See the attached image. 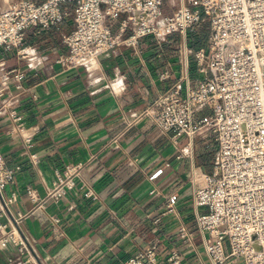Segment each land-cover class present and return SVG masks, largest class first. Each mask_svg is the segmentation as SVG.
<instances>
[{
  "label": "crops",
  "instance_id": "obj_1",
  "mask_svg": "<svg viewBox=\"0 0 264 264\" xmlns=\"http://www.w3.org/2000/svg\"><path fill=\"white\" fill-rule=\"evenodd\" d=\"M16 1L0 0V12ZM72 30L68 22L61 31L29 29L32 60L0 50L5 69L25 76L17 83L13 74L0 99L9 107L0 114V149L10 167L21 168L6 189V196H17L12 215H28L21 232L40 264H125L154 243L160 245L161 264L172 249H180L190 264H200L192 245L180 240L179 228L185 224L197 235L191 178L195 170L210 172L216 153L211 161L196 144L194 159L189 151L178 158L186 137L176 144L173 133L161 131L143 113L185 74V41L194 51L207 50L209 35L191 33L185 40L176 34L164 41L148 37L141 40L138 54L117 48L85 67L66 70L56 61L67 53L63 36ZM189 74L194 87L205 79L195 60ZM11 108L24 118L39 166L31 163L22 137L11 132ZM76 163H88L76 187L59 200L49 198L56 173ZM159 170L162 174L151 180ZM84 183L98 199L85 196ZM28 188L44 201L43 207L31 202ZM172 193L181 195L179 219L156 222ZM9 258L15 264L24 259L12 247L0 252V264H10Z\"/></svg>",
  "mask_w": 264,
  "mask_h": 264
},
{
  "label": "built area",
  "instance_id": "obj_2",
  "mask_svg": "<svg viewBox=\"0 0 264 264\" xmlns=\"http://www.w3.org/2000/svg\"><path fill=\"white\" fill-rule=\"evenodd\" d=\"M167 0H18L0 12V50L32 60L27 44L29 29L61 31L73 16V30L63 36L66 54L57 63L70 70L85 67L117 48L138 54L140 42L154 37L164 41L172 35L185 38L209 24L208 49L194 51L187 42L181 52L185 74L168 90L159 93L144 111L163 132L173 133L187 144L178 158L195 157V139L211 132L217 148L210 172L195 170L191 178L192 206L197 235L185 224L180 240L194 248L200 264H264V0H178L175 10L166 14ZM195 60L205 79L194 87L189 74ZM17 83L24 73L5 69L0 62V99L12 78ZM0 102V114L8 109ZM12 133L23 139L31 163L41 159L31 151L32 136L16 109H10ZM88 163L66 167L48 197L59 200L76 187ZM21 168L10 167L0 149V252L12 247L21 264H40L30 239L20 230L28 215H12L10 206L16 193L6 196ZM163 170L155 173L158 178ZM88 198L98 199L95 190L84 183ZM31 202L43 207L32 188ZM179 193L170 194L156 222L179 219ZM58 222V220H56ZM205 253L201 256L199 246ZM15 258H9L15 264ZM160 245L154 243L131 257L125 264H161ZM164 264H190L180 249H172Z\"/></svg>",
  "mask_w": 264,
  "mask_h": 264
},
{
  "label": "rangeland",
  "instance_id": "obj_3",
  "mask_svg": "<svg viewBox=\"0 0 264 264\" xmlns=\"http://www.w3.org/2000/svg\"><path fill=\"white\" fill-rule=\"evenodd\" d=\"M177 4H178V0H167L163 4L162 10L166 14H170L175 10V6ZM68 25H69V27L73 26V16L69 19ZM198 35L200 37L209 35V24L208 23L203 24L200 27V29L198 30ZM183 140H185L184 137H181L179 139L180 145L183 142ZM196 144L201 146V152L200 153L203 157H205V155H208L211 158V161L214 159L213 157L216 153V146H215V141H214V138H213L211 132L206 131V132H202V133L198 134L196 139H195V145ZM211 145H214V146H211ZM199 157H198V161L201 160V158H199ZM238 264H243V261H240Z\"/></svg>",
  "mask_w": 264,
  "mask_h": 264
}]
</instances>
